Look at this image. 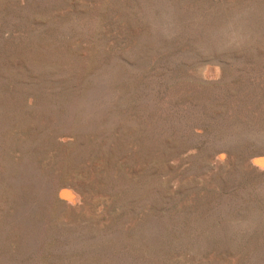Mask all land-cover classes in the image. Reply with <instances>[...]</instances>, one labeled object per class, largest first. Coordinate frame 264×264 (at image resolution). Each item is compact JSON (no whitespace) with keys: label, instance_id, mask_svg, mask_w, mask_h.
Instances as JSON below:
<instances>
[{"label":"rangeland","instance_id":"1","mask_svg":"<svg viewBox=\"0 0 264 264\" xmlns=\"http://www.w3.org/2000/svg\"><path fill=\"white\" fill-rule=\"evenodd\" d=\"M0 264H264V0H0Z\"/></svg>","mask_w":264,"mask_h":264}]
</instances>
